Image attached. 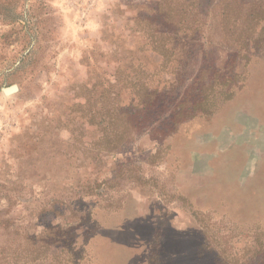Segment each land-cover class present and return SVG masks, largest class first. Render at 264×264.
<instances>
[{
  "label": "rangeland",
  "instance_id": "374dc122",
  "mask_svg": "<svg viewBox=\"0 0 264 264\" xmlns=\"http://www.w3.org/2000/svg\"><path fill=\"white\" fill-rule=\"evenodd\" d=\"M218 1L0 0V264H260L264 36L192 117L162 45L223 56Z\"/></svg>",
  "mask_w": 264,
  "mask_h": 264
},
{
  "label": "trees",
  "instance_id": "16d2710c",
  "mask_svg": "<svg viewBox=\"0 0 264 264\" xmlns=\"http://www.w3.org/2000/svg\"><path fill=\"white\" fill-rule=\"evenodd\" d=\"M224 0L218 2L223 3ZM222 34L225 46L223 56L213 49V41L211 37L198 39L194 36V32L188 34L190 27L186 26L184 32L176 39L171 36L162 42L164 53L172 55L178 52V60L181 63H189L191 50L195 45L200 47L202 70L200 74L192 80L191 88L185 92L186 98L196 97V100L188 104L186 107V117L194 115H204L211 111L208 101L210 96H214L217 92L223 97V100L230 99L236 90L240 89V84L234 83L239 76L234 73L233 67L241 57H247L250 52L254 51L260 44V40L264 36V26L261 29L256 27L264 22V1L263 0H232L227 4L221 5ZM174 44V45H173ZM177 50V51H176ZM223 51V52H224ZM169 58H167V61ZM218 64V65H217ZM169 71L173 75L172 79L165 80L160 86L159 95H169L178 87L174 85L175 79L181 78L179 75L184 73V69L175 67ZM168 72V71H167ZM233 83L228 89L226 86ZM215 85L220 89L214 90ZM150 90L148 96L150 95ZM143 94H146L144 89ZM178 107V104H176ZM173 108V110L176 109ZM264 264V259L260 262Z\"/></svg>",
  "mask_w": 264,
  "mask_h": 264
}]
</instances>
